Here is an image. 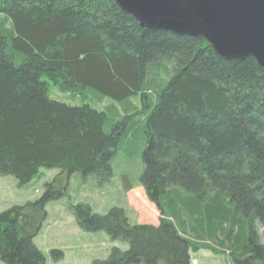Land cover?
<instances>
[{
    "label": "trees",
    "instance_id": "1",
    "mask_svg": "<svg viewBox=\"0 0 264 264\" xmlns=\"http://www.w3.org/2000/svg\"><path fill=\"white\" fill-rule=\"evenodd\" d=\"M51 86L79 102L51 99ZM124 139L144 148L139 185L160 220L131 225L120 208L73 206L80 230L128 244L93 264H191L200 250L264 264V69L255 59L143 30L112 0H0V177L25 187L58 169L63 187L73 174L107 183ZM53 186L0 213V262L45 264L33 240L45 206L62 196Z\"/></svg>",
    "mask_w": 264,
    "mask_h": 264
},
{
    "label": "rangeland",
    "instance_id": "2",
    "mask_svg": "<svg viewBox=\"0 0 264 264\" xmlns=\"http://www.w3.org/2000/svg\"><path fill=\"white\" fill-rule=\"evenodd\" d=\"M43 80L46 81V78L43 77ZM49 96L53 100L71 104L79 102L77 98L70 100L68 94L60 93L54 86H51ZM92 103L103 108L111 102L106 98L101 102L93 100ZM124 140L111 160L112 176L107 183L98 184L93 176L83 178L79 174H73L68 179L67 186L63 187L66 176L60 174L58 169L39 170L38 175L25 187H19L13 177H0V213L13 206L34 202L43 194L46 184L53 183L54 190L62 192L60 199L45 206V219L33 240L44 256L45 264H93L95 260H105L113 248L121 251L128 249V244L111 241L104 232L89 233L80 230L73 214V206L77 204H87L98 215L107 214L111 208L123 209L131 225L159 224V211L139 185L145 169L142 162L144 148L138 142L135 147L129 146V139ZM258 230L264 243L263 230ZM214 246L220 248L217 243ZM52 250L61 252L58 260L52 259ZM191 264L232 263L224 253L200 250L191 253Z\"/></svg>",
    "mask_w": 264,
    "mask_h": 264
},
{
    "label": "water",
    "instance_id": "3",
    "mask_svg": "<svg viewBox=\"0 0 264 264\" xmlns=\"http://www.w3.org/2000/svg\"><path fill=\"white\" fill-rule=\"evenodd\" d=\"M138 27L204 40L228 60L264 69V0H112Z\"/></svg>",
    "mask_w": 264,
    "mask_h": 264
},
{
    "label": "bare ground",
    "instance_id": "4",
    "mask_svg": "<svg viewBox=\"0 0 264 264\" xmlns=\"http://www.w3.org/2000/svg\"><path fill=\"white\" fill-rule=\"evenodd\" d=\"M184 37V36H183Z\"/></svg>",
    "mask_w": 264,
    "mask_h": 264
}]
</instances>
